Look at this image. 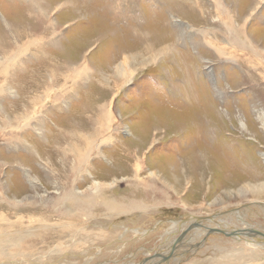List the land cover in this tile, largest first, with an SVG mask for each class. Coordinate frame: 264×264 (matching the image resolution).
<instances>
[{"label":"rangeland","instance_id":"1","mask_svg":"<svg viewBox=\"0 0 264 264\" xmlns=\"http://www.w3.org/2000/svg\"><path fill=\"white\" fill-rule=\"evenodd\" d=\"M36 1L38 3L40 1L41 5H46L43 0ZM60 1L65 2V0ZM1 2H6V4L2 3L0 6V28L7 19L13 22L16 27L17 25H21L20 29L26 24L29 32L36 24H40L36 21V17H34L36 14L34 9H37L38 6L36 3L33 6L32 3H28L24 0H0V3ZM221 2L234 7L233 13L235 15L237 12L242 15L241 9L243 11L247 10L255 0H73L71 3H75L79 9L83 11L81 14L78 12L75 13L78 18L82 17L79 22L77 21L79 25L77 27L80 29H77L76 34H73L74 31H70L69 28L66 27L67 23L75 24V18H73L75 14L73 15V11L71 10V13H67L70 14L71 17L73 15L72 18L70 16L67 17L68 15H61L63 11L68 12V10H70L65 3L61 5V9H59L58 12H53V19L59 20L60 23L62 22V25H60L62 27L59 28L56 34L57 39L53 37L52 41H50L51 39L47 40L45 44L46 47L42 49L45 53L46 60L56 63L65 62L67 59L69 62L73 61L76 54L74 48H72L73 45H78V47L80 45L79 55H82L83 51H85V49L82 50L85 45L87 51L90 50L87 53L86 59L80 61L76 70L80 78L78 80L81 82L77 80V82L72 85L71 81H69L66 85L65 92L67 96H61L64 101V105H62L63 108L59 111V109H56L57 107L51 106V101L45 104V111L50 108L51 112L44 113V121L47 123V130L49 129V131L46 130V133H44V140L47 141V144H49V142L50 144H54L52 146L50 144L48 145L49 151L47 152L52 153L56 150L57 145H63L65 141L67 143L66 145L72 144L71 141L68 140L69 138L64 140L53 139V137L58 136L60 130L63 131L65 126L68 127L71 121L77 123L74 121V118L77 119L79 123L84 121L87 131H91L95 124L90 117L91 113L95 111L99 103H103L104 100L109 99L107 103L109 107L106 108V110L110 111V117L114 121V130L111 129L113 133L108 130L107 136L116 134L120 142L116 145L104 146L106 148L105 154L109 155L108 160L94 159L91 161V159L89 165L91 164L90 167H93V171H95L94 174L96 173L100 179H111L110 181H113L112 179L114 178L117 180L114 186L112 185L109 189H106V192H108V195H115V198H118L117 200L120 204H130L132 206V201L135 199L145 203V206H139H143V209L146 208V211L148 210L149 214L146 213L148 217H146L147 215H143V218L136 217L130 221L127 220V223L131 225H138L137 228L151 229L147 230V233L152 231L150 235L152 238L150 237V239L149 236L141 237L137 234L142 242L141 247L155 248L154 246L157 245L159 239L158 235L167 230L171 223H174V221L178 219H183L187 215L192 216L197 214L207 216L209 213L212 216L224 211L238 210L240 213L243 211V218L238 215V217L231 216L232 219H229L228 216L225 217L227 214H224V221L226 223H229L227 220L231 222L229 226L231 224L235 225L234 223H236L238 224L237 226H241V228H255V226H257L261 231L264 230V205H262L264 204V67L260 66V60L258 58L255 59L254 56H252L251 59L255 60L256 68L253 67L247 59L241 60L239 58L240 60H237V57L233 56L234 58H230V55L221 58L219 52H213L206 42H201V38L199 36L194 37L195 35L192 36V38L197 41L196 46H194L195 41L193 40L192 42V40H190L189 30L184 34V37H180V34L184 30L183 23H186L188 26L192 23L202 27V29L206 28L208 33L213 32L214 36L217 37L218 34L214 33V30L222 28V25L219 20L215 19V16L219 12L217 9L221 7ZM141 3L147 7L148 14L144 12L146 15H143L140 8ZM30 6L32 7L30 8ZM200 7L204 10L203 13ZM30 10L31 14L27 15L30 13ZM88 13L93 14L95 20L87 18ZM206 13L208 14L207 18H205ZM256 14L257 17H252L249 23H247V30L256 43H260L262 47V45L264 46V0H262ZM175 19L183 23L176 22ZM216 25L218 27H216ZM15 32L18 33L19 31L16 29ZM39 33L41 32L38 31L37 38L39 37ZM218 33L221 35L219 36L220 39H222V36L226 41L232 38L223 29ZM19 35L25 37L26 34L21 32ZM50 36L51 35H49V37ZM211 36L212 34H209L210 39ZM0 37L8 39L10 34L1 29ZM145 37H149L157 48H162V45L166 43L167 46L163 49L162 53H160V48H158L157 52V48L155 51H145L144 53L147 56L155 53V60L149 64L147 63L146 66L139 70H134V75H136L135 78L133 80L131 79L121 88V85L118 86L119 81L113 78L114 69L110 67L116 64H120L121 66L123 61L135 60L136 57L140 58L139 55L142 53V50L147 48V44L142 41ZM217 44L228 46L225 41L217 42ZM228 49L233 50L231 48ZM95 51L98 52L94 54ZM165 51L167 52L165 53ZM237 52L242 54V51L239 49H237ZM247 55L251 56L249 53H246L243 57ZM33 56L36 57L41 55L37 53V55ZM206 60H211V63L207 64L208 61ZM24 62L26 61L22 56L16 68L24 66ZM251 63L254 62L252 61ZM53 64L54 63L51 64V67L55 69H51V75L49 73V76H51V78L53 77L57 82V85L53 87L55 91L51 93V95L55 94L54 98L56 99V93L62 88L60 84L66 76L63 75L65 69L60 68V66H53ZM210 67L215 69V78H217V80H211L208 75L207 72L211 69ZM17 74H19L17 70H14L11 74V76L14 77L12 78L14 88H16L15 82L19 81L16 80L18 77ZM0 80V82L5 81L4 75L0 74ZM216 84H218V87L220 86L222 91L225 90L223 95L224 98L214 89ZM73 86L76 89H72ZM117 86L120 87V89L117 91V96L113 98V93ZM38 88L39 87H36L35 93L38 91ZM22 90L23 89H20L19 92L24 95ZM33 97H35V95ZM25 99H27L25 96L17 98L2 95L0 97L2 105L0 104V106L4 108L7 107V111L11 114H14V112L20 113L24 108L22 103ZM111 99H113L114 103H112L110 107ZM39 107L40 106L32 109L38 111L41 108ZM13 110L14 112H12ZM85 114L88 116L87 120ZM5 116L4 113L0 112V126L3 128L8 127L5 125ZM80 119H82V121ZM68 120L71 121L68 123ZM118 127L120 129L115 130ZM9 130L10 129L5 133L0 130V194H2L3 191H7L5 193L6 195L15 197L14 190L15 188L18 189V186H21V184L25 192L30 190V186L26 181L27 178L19 165H24L23 167L28 169L33 166V163L29 164L28 160L31 157L25 153L24 149L14 146L16 137ZM30 132L28 137L37 145L35 147H38V141H36L37 139L39 140L38 133L34 129L30 130ZM47 135L49 137H47ZM152 135L156 140L150 144L149 142L152 141ZM87 136L89 137V135ZM93 138L96 142V137L94 136ZM99 138H101L100 135ZM4 141L6 143H4ZM100 141L99 139L98 143H100ZM104 147L100 149L101 152ZM37 149H39V147ZM40 151H43L42 148ZM127 151H131V153L138 152V154L142 153L141 156L146 154V158H144L146 165H143L141 173L143 176H147L148 170L149 172L152 170L158 172L159 177H157V179L154 178L147 182L148 185L153 187L154 191H150L149 188L145 189L143 185L139 186V182L137 181V184L134 185L136 187H134L131 183L135 182L134 180L127 182V180L120 178L125 176L130 170L129 166L126 167V165H123V162L125 163L124 152L127 153ZM47 152L41 153L46 156ZM67 157L71 159L70 156ZM15 159H19L21 164L18 163L13 167V165L16 164L15 161L17 162ZM51 159L54 161L52 154ZM129 159L127 161H129ZM38 162L42 163L39 160ZM119 162H121V164ZM54 163L55 165L57 164L55 161ZM87 163L88 161H85L83 165L78 161L75 166L86 167ZM69 164H71L72 167L73 163L68 162L66 159L64 163V166H67L66 173L68 169L71 168ZM145 167H148V170ZM53 168L55 169L54 166ZM83 169L82 173L85 174V177L80 178L76 186L86 190V188L92 184L91 179L93 180V178H88V175H86V168ZM33 173L43 178L44 172L36 165ZM60 173H64L62 166L60 167ZM5 179L8 180V184L5 183ZM69 182L71 181L68 179V184L70 185L71 183ZM47 189L49 191L52 190L51 188L49 189V187ZM18 194L20 195V193ZM21 197V195L18 196V200H22L23 198ZM181 200L185 202L188 208L194 205L197 210L194 208L185 209L179 204L182 203ZM40 202L44 201L41 200ZM40 202L37 200L32 202L34 206L31 207L24 202L19 206H12L9 203L6 205V200L5 202L0 201V214L5 213L8 216L11 215L12 219L17 221H22L18 219L22 217L25 224L33 221L30 220V218H35L33 217L34 215H37L36 217H41L42 215L47 219V212L42 209V204H40ZM3 204L12 208V210L5 208ZM200 204L202 206H200ZM153 205L156 207H153ZM34 207H36V209ZM14 208L17 209L14 210ZM27 208L39 212L28 216L27 212H32L33 210L27 211ZM40 208L42 210H40ZM209 208L210 210H208ZM211 209H214L213 212ZM100 210L101 207L99 208V211ZM24 211L27 212L25 213ZM116 220L119 221L116 223L117 228H108L110 232L119 230V227L122 229V226H120V219ZM197 223H200L198 224L200 225L199 228L206 226L201 222ZM0 225L1 227H6V225L1 222ZM32 225L36 226L32 233H34V236L37 238L35 237L34 240V237L29 235L31 237H26L24 241L20 240L21 247L25 246L28 254L38 252L35 249L38 247L42 249L44 243H51L53 234H57L53 229H48L47 232L44 228H38L37 223H33ZM157 225L160 227L156 230L154 226ZM15 231L13 230L14 234ZM41 231L43 232L41 233ZM193 231L196 230L193 229ZM21 233L22 232L19 234ZM198 234L197 236H189L191 237L190 239L188 237V240H191L189 241L191 245L201 240V233ZM225 235H227V237ZM185 236H187V234ZM230 236L231 235L224 233L221 234V236L218 234L207 235L201 240L202 242L200 241L201 243L199 246L194 248L199 252L205 248L217 246L218 249L220 248L221 250L224 249L225 252H231L237 249L248 248L254 242H246L241 238L236 240L230 238ZM243 236L253 239L244 234ZM125 237L126 236L123 238ZM153 237L155 238L153 239ZM223 237L225 239H223ZM49 238L50 241H48ZM144 242H147V244ZM183 243L181 245H183ZM36 244L39 245L36 246ZM174 245L175 241L171 248L175 249ZM138 247L131 253H136L138 250L142 251L140 246ZM185 247L187 246L180 247V250L182 252L188 251V248ZM18 249L19 248L16 247L12 252H15V250L19 252ZM47 249H49L48 246ZM262 249L264 250V248ZM256 251L261 252L262 250ZM20 252L25 253L22 252V248ZM159 252H161L163 256L167 254L165 253L167 252L166 246L160 248ZM191 252L183 253L181 257H176V259H183L179 264L188 261L186 259L187 257H201L196 251H194V254L195 252L197 253L195 255L190 254ZM172 253L174 254L173 250ZM261 253H263V251ZM169 257H171V255H169ZM19 258L17 257L16 259ZM144 259L145 258H143V260ZM159 259L162 258L159 257ZM53 261L54 259H52V262Z\"/></svg>","mask_w":264,"mask_h":264},{"label":"bare ground","instance_id":"2","mask_svg":"<svg viewBox=\"0 0 264 264\" xmlns=\"http://www.w3.org/2000/svg\"><path fill=\"white\" fill-rule=\"evenodd\" d=\"M24 1L28 3H32L33 6L35 5V3L38 5L37 9H34L36 12L34 17H36V21H38V23L40 24H36L32 28L29 26L31 28L30 32L27 29L26 24L23 27L24 29L23 28L20 29L21 25H17L16 27V25L13 22L9 21L8 19L4 22L3 25H1L0 31L1 29L6 31L7 33L10 34V37H8V39L0 37V47H1L0 48V74L4 75L5 77V81L0 82V97L2 95H5L7 97H17V98H22L23 96H25L27 99H25L22 103V105L24 106L22 111L20 113H15L13 110L12 111L14 112V114L12 113L13 115L7 111V107L4 108L3 106H0V112L6 115L5 125L8 126L5 128L0 126V130H2L5 133L6 131H8V129H10L9 131H11V133H13V135H15L16 137L14 141V146L16 148L18 147V148L24 149L25 153H27V155L31 157L29 158L27 156L29 158L28 160L29 164L33 163V166H31L32 168L29 167L28 169H25L23 167L24 165H19V167L23 170L25 177L27 178L26 181L30 186V190L28 189L29 191L25 192L23 190V185L21 184V186L20 185L18 186V189L15 188L14 190L15 197H13L12 195H6L5 193L7 191H3V193L0 194V201L5 202L6 200V205H8L7 203H9L12 206H19L20 204L24 202L26 203V205H30L32 207L34 206L32 202L36 200L40 202L42 200L44 202H40V204H42V209H44L47 212L49 219L48 217L47 219L44 218V216L42 215L41 217H36L37 215L36 216L34 215L33 217L35 218H30V220H33V221H30V222L28 221L29 223L25 224L24 219L22 217L18 218V219H21L22 221H17V220L12 219L11 215L8 216L5 213H1L0 222L6 225V227H3V226L1 227L0 225V262L1 264L2 263L4 264L5 263H8V264H59V263L61 264H179L180 262L183 261V259H180V258L176 259V257L178 256L181 257L183 253H187L191 251L192 252L190 254H194V251H196L197 253L200 254L201 257L197 258L196 256L193 257L191 255L192 258L187 257L186 259L188 261L183 262L181 264H264V254H263L264 250L262 249L264 248V232H263L264 230L261 231L260 228L258 229L257 226H255V229L260 231L257 236H255L253 233H250L249 235L244 234L246 236L253 238L254 240L248 237H245L243 235L241 237L239 231L242 230L243 227L241 228V226H237L238 224L236 223H234L235 225L231 224L229 226L231 222L227 220L229 223H226L223 219L224 214H227L225 217L228 216L229 219H232V217H238V215L241 218H243V211L242 213H240L238 210L220 212V213H224L223 215H220V213H217L215 215H212L214 217L213 220L203 218V217H211L209 213L207 216L197 215L195 213H194L195 215H192V216L187 215L183 219H178L177 221H174V223H171V225L168 227L167 230H165L164 232H161L158 235L159 239H158L157 245L154 246L155 248L141 247L142 242L140 241L138 235L141 237L149 236V239H150L151 237L150 235L152 231L147 233V230H151V229L137 228L138 225H131L127 223V220L130 221L136 217L143 218V215L146 216L147 214H149L148 210L147 211L145 210L146 208L143 209L142 208L143 206L141 207L139 206V205L145 206V203L135 199L132 201V206L130 204L128 205L120 204V202L117 200L118 198L117 199L115 198V195L113 194L108 195L107 194L108 192H106V189H109V187H111L112 185L114 186V183H116L117 180L114 178L112 179L113 181H110L111 179L110 180L100 179L98 175H96V173L94 174L95 171H93V167H90L91 164L89 165V161L91 159H92L91 161H93L94 159L95 160L96 159L108 160L109 155L105 154V149H106L105 147L116 145L117 143L120 142L118 141L116 134H111L107 136V131L108 130L111 131V129H113V126H114V121L110 117V111L106 110V108L109 107L107 106L109 99L104 100L103 103H99L96 106L95 111L91 113L90 117L95 122V124L93 125L94 127L91 126L92 127L91 131L89 132L87 131V127H85L86 123L84 121L79 123L77 119L74 118V121L77 122L75 123L71 120H68V123L71 121L68 127L65 126V128H63V131L60 130V134L56 137H53V139H64V140L66 139L67 140L69 138L68 140H70L72 144L66 145L67 143L65 141L63 145L61 144H60L61 146L57 145L56 150L53 151L52 153L47 152L49 151L48 145L50 144V142L48 138L47 140L49 144H47V141L44 140L45 139L44 133H46V130H47V126H46L47 123L44 121L45 120L44 113L45 112L48 113L50 111V108L47 107L49 109L45 111V108H46L45 104L46 103L48 104L51 101V106L55 108L57 107L56 109H59V111L61 110V108H63L62 105H64L63 104L64 101L61 98V96H64V97L67 96V93L65 92L66 85L69 81H71L73 85L77 82L78 79H80L76 73V70L79 66L80 61L86 59L87 53L90 49L88 48L89 50L87 51V47L85 45L82 49V50L85 49V51H83L82 55H79L80 45L78 47V45L75 46L72 44L73 45L72 48H74V51L77 54L76 55L75 53H73L75 54V59H73V61L69 62L68 59L65 62L63 61V62H57V63L47 61L45 53L43 52L42 49L46 47L45 44L47 43L46 42L47 40L51 39L50 41H52L53 37L55 38L57 37L56 34L59 31V28L62 27L60 26L62 25V22L60 23L59 20L53 19V14H54L53 12L54 11L58 12L59 9H61V5L64 3L70 10L73 11V15L77 12L81 14L83 11L80 10L79 7L75 3H74L75 6L73 3H71L73 2V0H65V2H61L60 0H50V2H48V0L46 1L43 0L44 4L46 5H41L40 4L41 2L39 1L38 3L36 0H24ZM261 2L262 0H255V2H252L247 10L243 11L241 9L243 16L239 14L238 12L235 15L233 13L234 7L228 6L226 3L224 4L221 2V7L217 9L219 12L215 16V19L219 20V22H221V25H222V28L218 30L217 29L214 30L215 31L214 33L218 34L217 37L214 36L213 32L208 33L206 28L202 29V27L196 26L195 24H192L190 22L188 23H190L191 25L188 26L186 23L180 22L178 21V19H175L176 22L184 24V30L180 34V37H184V34L189 30L190 40H192V42L193 40L194 41L196 40L192 38L193 35H195L194 37L199 36L201 38V42H206L210 46V48L213 50V52H219L221 54V58L227 57L230 55V58H234L233 56H235L237 57V60L247 59V61L253 67H255V60L251 59L252 56H254L255 59L258 58L260 60V66L264 67V46L262 45V43H261L262 47L260 46V43H258L259 44L258 45L256 41L253 39L252 35L249 34L247 30V23H249V20H251L252 17H255V16L257 17L256 13L261 5ZM31 7L32 6H30V8ZM200 9L202 10L201 12L203 13L204 10L201 7ZM31 10H30V13L27 15L31 14ZM207 15L208 14L206 13L205 18H207ZM69 16L70 15H68L67 17ZM73 18H75L76 20L78 16L75 14ZM22 23H25V22H22ZM216 27L218 26L216 25ZM16 29L19 31L18 33L15 32ZM221 29L225 30L227 34L230 35L232 38L226 41V39L222 36L221 37L222 39H220L219 36L221 35L218 32H220ZM38 31L41 33H39V37L37 38ZM21 32L26 34L25 37H21L19 35ZM209 34H212L211 39L209 37ZM49 35H51L52 37L50 36L51 37L50 38ZM142 41L143 43L147 44L146 45L147 48L146 49L144 48V50H142V53L139 55L140 58H137L134 55L136 57L135 60L123 61L121 63V66L120 64H116L110 67L114 69L113 78L119 81L118 86L121 85V88L125 86L126 83H128L131 79L133 80L135 78L136 75H134V70H139L142 67L146 66L147 63L149 64L150 62L155 60V55H154L155 53L149 56H147L144 53L145 51H155L157 47L154 44V42H152L149 37L143 38ZM222 41L227 42L228 46H222V45L217 44V42H222ZM196 42L197 41L194 42L195 44L194 46H196ZM166 44L162 45L163 46V47L161 46L162 48L158 47L161 49L160 53H162L163 49L166 48L167 46ZM158 48L156 52L158 51ZM228 48H231L233 50H229ZM237 49L242 51V54H239L237 52ZM167 51H165V53ZM37 53L38 55H41V56L34 57L33 55H37ZM246 53H249L251 56L247 55L243 57V55H245ZM22 56L26 62H24V66L20 68H16ZM73 58H74V55H73ZM32 59H35V60H32ZM206 61H208L207 64L211 63V60H206ZM252 61L254 63H251ZM52 63H54L53 66H60V68L65 69V73L63 75L66 76L65 79L60 84L62 88L56 93V99L54 98L55 94H53L54 96L51 95V93L55 91L53 87L57 85L56 80H54L53 77L51 78V76H49V73L51 75V69L54 68V67H51ZM210 68L211 69H209L207 72L208 75L210 76L211 80H217V78H215L216 77L215 69L213 67H210ZM14 70H17V73H19L17 74L18 77L16 78V80H19V81H16V82L14 81L16 84V88H14L13 86L12 78L14 77L11 76ZM118 86L115 91L113 90L114 91L113 98L117 96V91L120 89V87ZM36 87H39V88H38V91L35 93ZM20 89H23L22 92L24 95L20 94L19 92ZM72 89H76V88H74L73 86ZM214 89L220 94L221 97H223L225 90L222 91L220 86L218 87V84L215 85ZM34 95L35 97H33ZM112 103H114L113 99H111V105L109 104L110 107L112 106ZM0 104L2 105L1 102ZM38 106L41 107V108L39 107L40 109L38 111H34V109H32ZM87 117L88 116L85 117L86 120H87ZM80 120L82 121V119ZM182 120H185V119H182ZM32 129H34L38 133L39 140L37 139L36 141H38L37 144H38L39 149L41 150L42 148L43 151H40L39 149H37L38 147H35L37 145H35L34 142H32L31 139L28 137L29 133H31L30 130ZM118 129L120 128L118 127L115 130H118ZM47 131H49V129ZM53 134H54V131H53ZM87 135H89V137ZM99 135L101 138H99ZM94 136L96 137V140H97L96 142H95V139L93 138ZM47 137L49 136L47 135ZM2 138H3V135H2ZM98 138L101 140L100 143H98V140H99ZM136 140H139V139H136ZM155 140L156 139H154V136L152 135V141H150L149 143L152 144L153 142H155ZM5 141L4 143H6ZM50 145L52 146L54 144H50ZM102 147H104V149L101 152L100 149ZM41 152L43 153L47 152L46 156L42 155ZM51 154H52V157L54 158V161L57 163L56 165L53 159H51ZM141 154H138V152L131 153V151H127V153L124 152L125 163L123 162V165L124 166L126 165V167L129 166L130 170L125 174V176H122L120 178L123 180H127V182L134 180L135 182H131L133 186L137 184L136 183L137 181L139 182L138 183L139 186L143 185L145 189L149 188L150 191L152 190L154 191L153 187L151 185H148L147 182H149L150 180H153L154 178L157 179V177H159L158 172L156 170H152L149 172L148 167H145L148 170V173H147L148 175L147 176L142 175L141 171L143 170V165L144 164L146 165L145 159H144L146 158V154H144V156H141ZM67 156H70L71 159H69ZM66 159L68 160V162L73 163L72 167H71V164H69L71 168L68 169L67 173H66L67 166L66 167L64 166ZM128 159L129 161H127ZM15 160H17V162L15 161L16 164L13 165V167L16 166L18 163H20L19 159H15ZM38 160L41 161L42 163H39ZM78 161L81 162L82 164L85 163V161H88V163L86 167H77L75 166V164ZM119 163L121 164V162ZM35 165L39 167L41 171L44 172L43 178L40 177L39 175H36V173L35 174L33 173L35 171ZM53 166L55 167V169L53 168ZM61 166L64 169L63 174L60 173ZM41 167L43 168V170ZM83 168H86V175H88L87 177L93 178V180L91 179L92 184L89 183L90 185L86 188V190L78 188L76 186L80 178L85 177V174L82 173ZM68 179L69 181H71L69 182L71 183L70 185L68 184ZM5 183L8 184L9 183L8 180H6ZM2 187H5V186H2ZM48 187L49 189L51 188L52 190L49 191L47 189ZM40 189H43V190H40ZM18 193H20V195L22 196L21 197L23 198L22 200H18L17 197L20 196ZM179 204L183 206L185 209L194 208L195 210H197V208H195L194 205L188 208L185 205V202L183 201L182 203H179ZM6 205H4V207L9 208ZM200 206L202 205L200 204ZM36 207L34 208L36 209ZM100 207H101V210L99 211ZM153 207H156V206L153 205ZM17 208H14V210ZM9 209L12 210V208H9ZM42 209L40 208V210ZM28 210L29 211L33 210V211L27 212ZM208 210H210V208ZM211 210L213 212L214 209H211ZM27 211H24V212L25 213L27 212L28 216H30L31 214L33 215V213L39 212V211H34V209H28V208H27ZM146 217H148V215ZM116 219H120V226H122V229L121 227H119L120 228L119 230L115 229L116 231L110 232L108 228L110 227L117 228L116 223H118L119 221ZM197 222H201L205 224L206 226L197 228L195 226ZM33 223H37L38 228H42V229L44 228L46 229V231L48 229H51V230L53 229L57 232V234H53L52 239H51L52 242L49 244L47 243L43 244L38 241L39 243L44 245L42 249L39 247L38 248L36 247L37 249L35 250L38 252L33 253V254H30V253L28 254L27 253L28 251L25 249V246L21 247L22 245H21L20 240L24 241L26 237H31L29 235H32L35 240L36 236H34V233H32V231L34 230V228H36V226L32 225ZM159 227H160L159 225L154 226L156 230ZM193 229L196 231H193ZM13 230L14 231L16 230L15 234H18V235H15L13 233ZM20 232L22 233L19 234ZM42 232L43 231H41V233ZM221 232H223L224 234L231 235L230 238L232 239L238 240L239 238H241L242 240L246 242H252V241L254 242L248 248H243L240 250L237 249L236 251H231V252H225L224 249L222 250L220 248L218 249L217 246H213L212 248L208 247L199 252L195 250L194 247L199 246V244L202 242L201 240L205 238L207 235L218 234L219 236H221V234H223ZM198 233H201L200 234L201 240H198L196 241V243H192L191 245L190 244L191 242L189 243V241L191 240H188V237L197 236L199 235ZM186 234L187 236H185ZM124 236L126 237L123 238ZM225 236L227 237V235ZM235 237H238V238H235ZM154 238L155 237H153V239ZM190 238L191 237H189V239ZM223 239L225 238L223 237ZM236 240H233V241H236ZM48 241H50V238ZM174 241H175V245H174L175 249L171 248ZM181 241L183 245H181L182 244ZM144 243L147 244V242H144ZM37 245L39 244H36V246ZM47 246L49 249H47ZM138 246H140V249H142V251L138 250L136 251V253H131L135 251L134 249H136ZM164 246H166L167 248V252H165L167 254L164 253L165 255L163 256L162 253L159 252V250L160 248H163ZM182 246H187L185 248H188V251L182 252L180 250V247ZM16 247L19 248L18 249L19 252H16V250L15 252H12L14 251L13 249ZM20 247L22 248V252H25L26 254L20 252V249H21ZM259 247L263 251V253H261L262 251L261 252L256 251V250H260ZM172 250L174 251V254L172 253ZM196 252L195 254H197ZM169 255H171V257H169ZM49 256H52V257H49ZM17 257L18 258L21 257V258L16 259ZM159 257H161L162 259H159ZM143 258L145 259L143 260ZM52 259H54L53 262H52Z\"/></svg>","mask_w":264,"mask_h":264},{"label":"crops","instance_id":"3","mask_svg":"<svg viewBox=\"0 0 264 264\" xmlns=\"http://www.w3.org/2000/svg\"><path fill=\"white\" fill-rule=\"evenodd\" d=\"M48 2H50V0H48ZM2 3H5L6 4V2H1L0 3V6H1V4ZM109 7V6H108ZM140 8H141V11H142V13H143V15H146L145 13H147L148 14V11H147V7L146 6H144V4L143 3H141V5H140ZM72 11L71 10H68V12H66V11H63V14H61V15H63V16H67V15H70V14H67V13H71ZM145 12V13H144ZM60 15V14H59ZM91 15V16H90ZM90 16V17H89ZM92 17H94V18H92ZM99 17H101V16H99ZM82 17H80V18H77L76 20H75V24L74 23H67V28H69V30L70 31H74V33L73 34H76V32H77V29H80V28H78L77 26H79L77 23L80 21V19H81ZM87 18H91V20H95V16L93 15V14H91V13H88V16H87ZM78 21V22H77ZM179 21V20H178ZM135 23V22H134ZM72 24H74V25H72ZM86 28H89V27H86ZM124 51H126V50H124ZM98 52V51H97ZM96 51L94 52V54H96L97 53ZM111 58V57H110ZM5 152L7 153V151L5 150ZM2 154V153H1ZM2 156V155H1Z\"/></svg>","mask_w":264,"mask_h":264},{"label":"water","instance_id":"4","mask_svg":"<svg viewBox=\"0 0 264 264\" xmlns=\"http://www.w3.org/2000/svg\"><path fill=\"white\" fill-rule=\"evenodd\" d=\"M262 205H264V204H262ZM224 213H220V215H223ZM204 219H210V220H213L214 219V217L213 216H211V217H203ZM198 224H200V223H196L195 224V226L197 227V228H199V226L200 225H198ZM201 228V227H200ZM259 230H257V229H255V228H251V227H249V228H243L242 230H240L239 231V233H240V236L242 237V235L243 234H246V235H249L250 233H253L255 236H257L258 234H259ZM182 243V242H181Z\"/></svg>","mask_w":264,"mask_h":264}]
</instances>
